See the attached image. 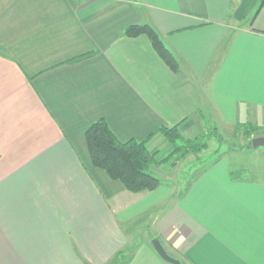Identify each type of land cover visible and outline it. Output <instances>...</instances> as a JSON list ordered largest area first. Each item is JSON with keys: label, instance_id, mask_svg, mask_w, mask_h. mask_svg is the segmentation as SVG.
Segmentation results:
<instances>
[{"label": "crops", "instance_id": "1", "mask_svg": "<svg viewBox=\"0 0 264 264\" xmlns=\"http://www.w3.org/2000/svg\"><path fill=\"white\" fill-rule=\"evenodd\" d=\"M132 25L158 32L179 74ZM205 108L264 124V0H0V264H169L154 239L182 264H264L263 178L205 152L185 190L133 194L91 163L101 120L122 143L154 135L161 161L158 129L192 140Z\"/></svg>", "mask_w": 264, "mask_h": 264}, {"label": "trees", "instance_id": "2", "mask_svg": "<svg viewBox=\"0 0 264 264\" xmlns=\"http://www.w3.org/2000/svg\"><path fill=\"white\" fill-rule=\"evenodd\" d=\"M125 36L133 39L147 37L157 56L173 73L179 74L180 65L177 58L152 26H129L125 31ZM158 133L162 134L173 148V152L161 161L157 159L159 151L149 148V143L154 135L145 141L130 140L122 143L117 139L107 122L101 120L91 125L85 135L91 163L94 168L103 171L110 180L121 183L130 193L155 192L160 188L161 181L150 173L152 166L170 163L176 155H179L178 161H183L188 156L198 155L207 149L205 143H197L203 140V136L186 140L179 126L161 127L158 129ZM214 133H217V129Z\"/></svg>", "mask_w": 264, "mask_h": 264}, {"label": "rangeland", "instance_id": "3", "mask_svg": "<svg viewBox=\"0 0 264 264\" xmlns=\"http://www.w3.org/2000/svg\"><path fill=\"white\" fill-rule=\"evenodd\" d=\"M206 110L204 113L202 112L206 115V117H203L202 119L203 122L205 121V124L200 123L187 133V138H192V140L197 137H204L202 138L203 140H200L197 143H205L207 149L198 154V156L200 157L203 153L205 154V152L211 153L213 157L211 156L208 160L209 164L214 162L213 160L215 159L227 157L231 162V170L233 173L238 174L241 172L240 175H244L245 178L249 179H264V147L254 149L252 144L253 140L264 137V124L260 127L257 124L252 125L247 123L243 125L235 124L225 126L221 124L222 120L216 111L212 110V108ZM215 129H217V133H214ZM154 147H159L160 150L165 148L164 146L160 147V142L158 141L153 142L151 148ZM198 156H195L194 158L197 159L199 158ZM178 158L179 155H176L170 163L163 165L161 170L153 169L154 166H152L150 173L160 179L162 184L166 183L170 178L176 183L184 182L182 184V190H185L189 186V180L192 177V175L189 174L190 171L187 168V165H189L190 161H192L191 159L194 158H187L186 160L178 161V167L174 169L173 165L177 163H175V161L179 160ZM240 168H243V170L239 171ZM260 170L263 172L261 173ZM178 192L179 191H176L174 199L177 197L176 195ZM167 208L168 207H164L161 209V206H159L154 212L156 213L161 210H167ZM153 218L154 216L152 215L148 218L149 220L147 222L143 223V225L146 224L145 231L148 229H152L153 231ZM135 242H137V240H135Z\"/></svg>", "mask_w": 264, "mask_h": 264}, {"label": "water", "instance_id": "4", "mask_svg": "<svg viewBox=\"0 0 264 264\" xmlns=\"http://www.w3.org/2000/svg\"><path fill=\"white\" fill-rule=\"evenodd\" d=\"M253 148L257 149V148H262L264 147V138H257L255 140H253ZM153 247L155 249V251L158 253V255L167 263L169 264H182L179 260L174 259L173 257H171L170 255H168V253L165 251V249L163 248L161 242L159 241V239H155L153 241Z\"/></svg>", "mask_w": 264, "mask_h": 264}]
</instances>
